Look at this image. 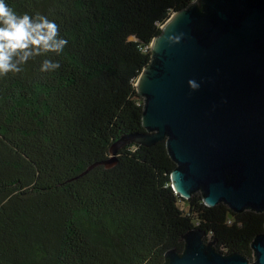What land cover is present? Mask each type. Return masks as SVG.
Wrapping results in <instances>:
<instances>
[{"label": "trees", "instance_id": "1", "mask_svg": "<svg viewBox=\"0 0 264 264\" xmlns=\"http://www.w3.org/2000/svg\"><path fill=\"white\" fill-rule=\"evenodd\" d=\"M193 1L5 0L68 43L0 76V264H164L193 228L252 260L264 213L182 199L166 141L128 144L115 167L90 170L144 131L137 79L163 24ZM46 58L59 69L41 72Z\"/></svg>", "mask_w": 264, "mask_h": 264}, {"label": "water", "instance_id": "2", "mask_svg": "<svg viewBox=\"0 0 264 264\" xmlns=\"http://www.w3.org/2000/svg\"><path fill=\"white\" fill-rule=\"evenodd\" d=\"M151 54L136 82L144 131L122 136L90 170L115 167L128 144L166 141L182 199L201 194L209 207L264 213V0H194L163 24ZM182 242L164 264H264V232L252 260L221 251L199 228Z\"/></svg>", "mask_w": 264, "mask_h": 264}, {"label": "clouds", "instance_id": "3", "mask_svg": "<svg viewBox=\"0 0 264 264\" xmlns=\"http://www.w3.org/2000/svg\"><path fill=\"white\" fill-rule=\"evenodd\" d=\"M67 40L60 37L59 26L47 17L36 14H17L5 0H0V76L19 73L30 59L49 53L59 55ZM60 64L44 59L41 72H52ZM195 86L194 81H189ZM147 264V261L145 262Z\"/></svg>", "mask_w": 264, "mask_h": 264}, {"label": "rangeland", "instance_id": "4", "mask_svg": "<svg viewBox=\"0 0 264 264\" xmlns=\"http://www.w3.org/2000/svg\"><path fill=\"white\" fill-rule=\"evenodd\" d=\"M182 206H183L185 209H187V205H186V203H184ZM251 262H253V261H251Z\"/></svg>", "mask_w": 264, "mask_h": 264}]
</instances>
